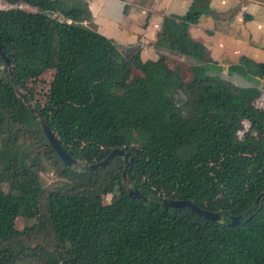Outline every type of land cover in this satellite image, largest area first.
Segmentation results:
<instances>
[{"label":"trees","instance_id":"obj_1","mask_svg":"<svg viewBox=\"0 0 264 264\" xmlns=\"http://www.w3.org/2000/svg\"><path fill=\"white\" fill-rule=\"evenodd\" d=\"M21 2L35 11L0 9L16 87L72 159L94 164L114 148L127 152L129 187L147 201L126 195L120 157L94 170L57 162L0 60V264H264V197L254 205L264 190V107L255 104L264 63L241 56L227 66L226 76L251 86L205 64L206 49L188 34L208 10L203 0L162 17L154 43L197 63L187 80L161 54L134 74L137 51L121 53L77 24L91 18L85 0H65L60 18L44 13L47 0ZM45 72L39 105L33 82ZM46 164L61 167L65 182L44 188ZM159 199L188 200L220 220ZM230 217L241 218L230 225Z\"/></svg>","mask_w":264,"mask_h":264},{"label":"crops","instance_id":"obj_2","mask_svg":"<svg viewBox=\"0 0 264 264\" xmlns=\"http://www.w3.org/2000/svg\"><path fill=\"white\" fill-rule=\"evenodd\" d=\"M99 32L115 45H130L141 32L153 40L162 17L182 16L193 0H86ZM207 11L188 27L190 38L209 48L227 68L241 56L264 63V0H203ZM144 29V31H142ZM150 55V51H147Z\"/></svg>","mask_w":264,"mask_h":264},{"label":"rangeland","instance_id":"obj_3","mask_svg":"<svg viewBox=\"0 0 264 264\" xmlns=\"http://www.w3.org/2000/svg\"><path fill=\"white\" fill-rule=\"evenodd\" d=\"M49 2V5L45 8L42 9L44 10V13H49L50 17H61L58 12H60V8L62 9V6L64 5L65 0H47ZM73 2H76V0H72ZM86 4L87 1L85 0ZM20 8L23 10L27 11H35L33 8L27 7L25 4L21 2V0H14L13 3H10L8 0H0V9H11V8ZM37 10V9H36ZM90 12V10L88 9ZM91 14V12H90ZM168 16V15H166ZM78 25L82 27H86L90 30H94L97 32H102L100 31L98 23H96L92 19V15L89 21L77 23ZM160 30V28H159ZM144 31V29H142ZM145 35L143 32H141L140 36H138V39L135 43L123 46L116 44V48L121 52L124 53L126 50L129 52L131 50L137 51L138 55L137 58L133 56V52H131V68L134 74H140V72L146 71L145 65L147 64H153L158 60V55L161 54L163 55V59L167 61L168 67L170 68H175L177 72L179 73L180 77L184 80L190 79L191 78V73H189V68L191 65L195 66L197 63L194 62L193 60L186 58V57H177L173 56L168 53L166 48L163 47H156L154 46V43L156 41V36L154 37L153 40H150V38H144ZM150 51L152 55H150L147 51ZM206 61L205 64L209 66L207 63V60H210L212 64L217 65L214 62V59H212V54L209 50V48H206ZM221 68L220 74H218V77L224 80H229L234 84L241 85V86H251L252 84H245L241 79L235 78L233 76L228 77L226 76V70L225 68H222L224 65L218 64ZM51 78V73L50 72H45L43 73L39 79L35 80L33 82V87H34V102L42 105L45 102L46 99V94L48 91V84ZM257 88L261 89V93L258 97V99L255 101L256 106L258 107H264V81L260 80L258 82V85H256ZM57 162H60L57 158L55 159ZM78 169L82 168L80 165L75 166ZM62 170L61 167L53 165L51 166L50 164H46L44 167V171L40 173V179H41V184L44 188H51L53 185H57L60 183H64V179L60 178L57 174L59 171ZM1 189L5 191L4 185L1 186ZM111 195H105L103 196V203H108L110 201ZM31 222H28L30 224ZM24 222L21 219H17L15 226L16 228H20ZM26 224V223H25Z\"/></svg>","mask_w":264,"mask_h":264},{"label":"water","instance_id":"obj_4","mask_svg":"<svg viewBox=\"0 0 264 264\" xmlns=\"http://www.w3.org/2000/svg\"><path fill=\"white\" fill-rule=\"evenodd\" d=\"M0 60L3 61L8 76L11 79L13 88L15 89L16 95L23 101V103L30 109V111L35 115L36 119L39 121L40 129L42 132L43 137L47 141L48 145L50 146L52 152L56 155L58 160L66 167L78 166L80 165L85 170H94L100 167L106 166L113 157H120L123 161L124 169L121 174V181L122 187L129 198H134L136 200L147 201V198L143 197L138 193L136 189H130L128 181L126 179V170L131 165L132 158L130 155L122 149L114 148L112 149L107 156L100 162L94 164H87L81 163L74 159H72L67 153L60 147L57 139L53 135V133L49 130L48 126L46 125L45 121L42 119L40 113L33 107V105L25 98V96L18 90L15 83L13 82L11 76V68H10V61L4 55L3 51L1 50L0 46ZM264 197V190L256 197L254 201V205H256L259 200ZM163 206L167 208H186L191 212L195 213L197 216L212 222H218L220 220V216L218 213H212L209 211H205L195 207L190 201L188 200H170V199H159ZM241 217H230V225L236 224Z\"/></svg>","mask_w":264,"mask_h":264}]
</instances>
